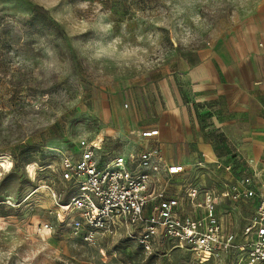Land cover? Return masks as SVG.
<instances>
[{
	"label": "rangeland",
	"instance_id": "1",
	"mask_svg": "<svg viewBox=\"0 0 264 264\" xmlns=\"http://www.w3.org/2000/svg\"><path fill=\"white\" fill-rule=\"evenodd\" d=\"M82 2L0 0V264H221L185 251L149 255L118 236L93 245L72 235L73 212L59 205L69 200L60 157L83 137L103 138L100 155L136 149L142 129L165 113L160 83L198 52L260 27L264 0L75 7ZM101 14L113 25L107 33Z\"/></svg>",
	"mask_w": 264,
	"mask_h": 264
},
{
	"label": "built area",
	"instance_id": "2",
	"mask_svg": "<svg viewBox=\"0 0 264 264\" xmlns=\"http://www.w3.org/2000/svg\"><path fill=\"white\" fill-rule=\"evenodd\" d=\"M102 142L80 138L60 157L69 200L59 205L73 212L72 235L93 245L118 236L155 256L177 250L221 264H264L263 162L233 152L197 160L192 175L159 145L100 155Z\"/></svg>",
	"mask_w": 264,
	"mask_h": 264
},
{
	"label": "crops",
	"instance_id": "3",
	"mask_svg": "<svg viewBox=\"0 0 264 264\" xmlns=\"http://www.w3.org/2000/svg\"><path fill=\"white\" fill-rule=\"evenodd\" d=\"M260 43L263 45L261 46ZM264 22L210 53L198 52L183 71L163 80L166 110L159 134L138 147L159 145L169 162L194 170L239 152L264 163ZM142 129V130H143ZM157 143L150 145L152 139ZM131 150V149H130Z\"/></svg>",
	"mask_w": 264,
	"mask_h": 264
},
{
	"label": "clouds",
	"instance_id": "4",
	"mask_svg": "<svg viewBox=\"0 0 264 264\" xmlns=\"http://www.w3.org/2000/svg\"><path fill=\"white\" fill-rule=\"evenodd\" d=\"M57 3H60V0H57ZM75 7L80 9V10H87V9L90 8V4L87 2V0H85V2L78 3ZM99 8L102 9L103 5H99ZM104 19H105L104 14H101L100 17H99V24H98V30L101 33H107L113 27V25L111 23H105ZM81 20L83 22H88V18L87 17H81ZM8 23L11 24V25H15L16 24V20L14 18H9ZM91 30H92L91 27H86L84 29V32L81 33V34L82 35L86 34L88 31H91Z\"/></svg>",
	"mask_w": 264,
	"mask_h": 264
},
{
	"label": "trees",
	"instance_id": "5",
	"mask_svg": "<svg viewBox=\"0 0 264 264\" xmlns=\"http://www.w3.org/2000/svg\"><path fill=\"white\" fill-rule=\"evenodd\" d=\"M33 18H36V17H34V15H31Z\"/></svg>",
	"mask_w": 264,
	"mask_h": 264
}]
</instances>
